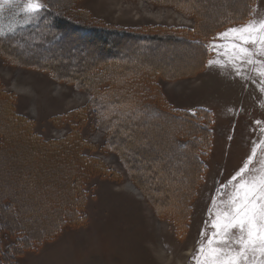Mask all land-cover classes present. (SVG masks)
Listing matches in <instances>:
<instances>
[{
    "label": "rangeland",
    "instance_id": "374dc122",
    "mask_svg": "<svg viewBox=\"0 0 264 264\" xmlns=\"http://www.w3.org/2000/svg\"><path fill=\"white\" fill-rule=\"evenodd\" d=\"M45 1L52 6L53 17L45 19L48 30L52 28L51 20L64 22L60 47L65 49L59 60L64 66L62 72L57 71L58 79L48 71L27 66L30 62L12 63L0 54V99L11 101L13 115L24 118L33 137L46 149V153L30 155L34 146L27 141L19 143L14 137L17 125L5 123L9 138L7 148L0 150V202L9 203V209L3 213L21 234L0 233V260L4 261L3 254L10 251L8 245L13 243L14 264H195L192 257L198 242L204 239L201 233L211 232L209 209L213 197L221 199L217 189L242 167L254 143L264 140L262 78L248 67L242 69L248 77L244 79L230 67L209 65V60H224L209 45L228 28L249 19L264 18V0H250L246 21L236 24L222 21L210 30L213 36L207 41L210 54L206 62L191 74L180 76L167 74L181 71L188 61L196 60L200 49L172 33L180 32L177 29L182 27L190 35L204 31L206 23L224 19L246 0H41V3ZM81 27L96 30L83 37L81 33L85 30ZM142 37L146 41L139 43ZM29 49L22 52L40 50ZM138 54L143 64L137 63ZM37 56L31 57L57 63L56 58L49 61V54ZM154 63L165 75L150 68ZM56 69H61L58 64ZM83 69L84 77L79 73ZM65 75L69 82L64 81ZM116 75L120 79H115ZM80 76L85 82L76 86L75 80ZM133 87L141 102L147 103L150 97L147 96L157 90L155 93L171 108L193 111L201 107L211 112V142L202 156L204 170L190 188L180 186L185 178L180 176L181 169L190 165L193 157L183 148L185 138L179 133V125L170 123L166 131L162 130L160 119L147 112L141 117V124L131 128L120 126V141L111 147L112 132L101 120L120 108L121 117L124 116L127 112L124 107L137 99L127 96L122 100L124 107L120 102L121 107L114 106L111 111L104 106L99 108L97 103L95 106L92 101L95 98L105 101L104 98H115L119 93L126 96ZM5 109L0 107V123ZM73 140L79 146V164L86 168H78L82 180L74 186L80 204L66 208L70 210V219L65 215L63 220L64 217L58 216L63 210L60 202L69 196L72 200L75 188L71 186V177L63 175L66 168L65 164L59 165L60 154L55 156L52 149ZM261 159L264 145L257 149L256 160ZM40 168L44 170L42 173ZM191 170L192 167L188 168L192 182L195 172ZM161 173L168 177L165 181L178 188L174 193L189 190V195L186 197L185 193L183 198L181 213L177 206L168 212L169 205L157 202L167 199L159 189L164 180ZM127 182L136 186L141 195L127 189L124 185ZM146 185L149 186L145 189ZM165 189L163 192L168 195ZM155 196L157 201L153 200ZM181 199L182 195L178 196L177 200ZM25 234L32 243L21 248L15 242Z\"/></svg>",
    "mask_w": 264,
    "mask_h": 264
},
{
    "label": "trees",
    "instance_id": "16d2710c",
    "mask_svg": "<svg viewBox=\"0 0 264 264\" xmlns=\"http://www.w3.org/2000/svg\"><path fill=\"white\" fill-rule=\"evenodd\" d=\"M249 2H250V0H246V3L242 4L236 12H232V13L228 14L226 17H224V19H222L220 21L213 20V21H210V23H206L208 25H207V27L203 28V30L204 29L205 30L204 31H198L197 30L194 35H190L187 31H182V30H185L183 27L181 29H177V30H180V32H178V33H176L174 31L172 34H174L179 39H181L182 42H186L190 46H196L200 49L198 52L199 53L198 57L196 59L198 61V64H197V66L193 67V69H191L192 71L190 72L189 68L192 65V63H194V61H196V60L188 61L187 64L182 68L181 71L172 72L171 74H167V75H169V76H180L183 74H191L192 72H194V70L196 68H199L200 66L202 67V64H204L206 62L208 55L210 54V51L207 47L208 39L211 36H213L212 35L213 31L210 33V30L214 29L215 26L216 27L219 26L222 23V21H224V22H226L227 20L228 21H234L235 24L246 21L249 17V14H248V9L250 6ZM43 5H45L44 10L41 11V13L39 14L38 17L31 20L30 22H24L22 14L20 16H13V14L10 10H5V12L3 14V20H2V22L5 26V31L7 32L9 25H11V27L14 29V31H12L6 35L0 36V47H1L0 54L3 56H6L7 59H9V61L12 63L20 64V61L30 62V63H26L27 66L30 65L29 67H33V68L35 67L36 69H40L42 71H48L52 76H55V78L58 79L57 71L62 72V67L64 66V63L59 62L60 58L62 57L61 54L63 53V50L65 49V48L60 47V45H62L61 42L64 39V34L61 33V29L64 28V22L62 20H58V22L56 23V20H55V22H53V20H54L53 19V20H51L52 21V25H51L52 28H51V30H48L49 24L46 23L47 21L45 19H46V16L47 17L52 16V11H51L52 6H51V3L47 2V1H45V3ZM213 22L217 23V24H215L211 29L208 30L209 24L211 25V23H213ZM56 24H57V26H56ZM77 28H79V27H77ZM46 29H47V31L43 32V30H46ZM81 29L85 30L84 32L81 33L83 37H86V35L88 36L92 32L94 33L96 30L93 27H91V29H89L88 27H81ZM90 30H91V32H89ZM98 32H100V29L98 30ZM34 38H35V40L31 41L29 43V41L31 39H34ZM144 40L146 41V39L144 37L140 38L139 43H142V42L144 43L145 42ZM50 41H52V42L49 45L48 42H50ZM28 43L31 44L32 46H28L27 45ZM29 48H33V49H39L40 48V50H34V51H32L33 53L31 51H30L31 53L22 52L23 49L24 50L25 49L31 50ZM60 52H62V53H60ZM39 53L47 54V55L49 54V56H50L49 61L55 60V58H56V60H55L57 62L56 65H55V63H50V62L46 61L47 59L43 60L46 62L33 60V58L31 56H34V54H36V56H37V54H39ZM128 53L130 54L131 51H129ZM126 57H128V56H126ZM11 59H13V60H11ZM137 59H136V61L138 64L139 63L141 64L143 62L139 59V54H138ZM22 64H24V62ZM57 64H58V66H60L61 69H56ZM150 68L151 69L154 68L156 70L157 74L161 73V74L165 75V73H166L164 71L159 70L158 69L159 66H157L156 64H151ZM121 69H124V68H121ZM121 69L118 68L117 70H121ZM184 69L187 72H185ZM84 70L85 69H83V70H81V72H79L82 74V76H83ZM117 70H116V73L118 74ZM64 78H65L64 81L68 80L67 82H69L70 78L66 77V75ZM64 78H61V80H63ZM116 78H119V77L116 75L115 79ZM82 81H83V78L80 76L79 80H75L74 84L75 85L77 84L76 86H78L80 84V82H82ZM83 82H85V81H83ZM134 90L135 89L133 87V89H131V91L129 93L126 92L127 93L126 96L119 93V94L115 95V98L114 97H111L110 99L104 98V99H106L105 101L97 99V98H95L92 101L95 106L97 103L99 108H101V106H104L105 109L111 111L114 106H120L122 104V100L124 98H126L127 96L129 98L134 96L137 99V100H134V102L132 103L131 106H125L124 107V104H122V106L125 108V111H127L124 114V116L121 117L122 111H120L121 110V108H120V110H118V111H117V109L114 110V113H111V117H108L107 119L101 120L104 124H106L105 126L109 127V131L112 132L111 135H109V142L112 144L111 147L114 148L116 146V143H118V140H119L118 132H119L120 126L124 127V126L128 125V127L131 128V126L141 124V117L143 115H145L147 112H149L151 117L153 116V117L160 119V123H162L160 128H162V130L166 131L169 128L170 123H171V125L172 124L173 125L174 124L179 125V133H180L181 137L185 138V141H183V144H182L183 148L188 149L190 155L193 157V159H191L190 165H187L185 168L181 169L180 176L181 177L184 176L185 178L182 182H180L181 183L180 186L181 187L182 186L187 187V189L190 188V186L193 185V182L196 180V177H198V176L200 177V175L202 174V171L204 170V167H203L204 164L202 161L203 160L202 156L206 154V150L209 146V143L211 142V140H210V127H209L210 123L212 121L211 112L209 110H207L205 108H201V107L196 108L193 111L171 108V106L169 105V103H167V101H165V103H163L162 96H159L158 93H155L157 90H154V92H153L154 94L151 93L150 95L147 96V97L150 96L149 101L147 103L141 102L140 100L142 98H140V96H136ZM145 91H147V90H145ZM143 93H145V92H143ZM109 95H110V93H109ZM1 97H2V94L0 93V98ZM4 100L0 99V107L3 109H5V108L7 109V110L5 109V111H3L5 113V116L1 118V120L2 119L3 120H2V123H0V124H3L2 126H0V127H3V129H0V130H2V132H0V135H1L0 136V139H1L0 150L3 151V148L7 146L6 138H9V137H7V132H6V128H5L7 125L5 123L11 122L12 124L17 125L16 133L14 134L15 135L14 137H16L19 140V143H23V142L27 141V142H30L31 146H34L33 148L30 149V151H31V153H29L30 155L35 156V155H38L40 152L44 153L46 150V149H44V146H43L44 144H39L37 142V139L33 137L32 133L29 131V126H28V124H26L27 122L24 120V118H21L19 116L17 117V115L16 116L13 115L12 107H11V101L10 100L4 101ZM120 102H121V104H120ZM116 115L118 117H116ZM6 116H7V120H5ZM175 117L181 121L177 123L176 121H173L171 119V118H175ZM107 122H109V123H107ZM10 128H12V127L10 126ZM151 131H154V130H151ZM151 131H148V132H151ZM152 133H154V132H152ZM114 141H115V143H113ZM157 141H159V139H157ZM55 145H57V144H55ZM41 148H43V149H41ZM78 148H79V146L77 144H75V142L73 140L72 143L70 141H68L65 145H58L57 147H54L52 149V153L55 154V156L60 154V156H61L60 159H61L62 163H59V165L65 164L66 171L63 173V175L65 177L67 176V178L71 177L72 182H71V180H70V182H71V186L73 188L77 187L76 185L80 184V182L82 180L81 179L82 173H80L78 171V168H81L82 170L84 168H86L83 165H81V163L79 164V159H77V156H78L77 154L79 153ZM162 150L160 149V151H162ZM157 152H159V151H156V153ZM159 158L162 159L163 156H160ZM94 165H96V164H94ZM190 167H192L191 172H193V173L195 172V179L192 182L189 179V173L190 172L188 171V168L190 170ZM90 168L92 171L93 170L92 167H90ZM99 170L102 172L104 171L102 169V166H99ZM43 171L40 168V172L42 173ZM95 172H97L96 167H95ZM102 172L98 171V173H100V174H103ZM186 172H187V175H186ZM128 173L130 176L133 175L129 170H128ZM60 175H62V173ZM161 175H164V177L162 176L164 180H162V183L159 184V187H160L159 189H160V191H162L164 198H167V199H166V201L162 202L163 199H160V201H159L157 199L158 197L155 196L153 200L154 201L158 200L157 202L159 203V205L163 204V206H165V207H166V205L167 206L169 205L168 207L170 209L168 210V212L172 211V207L174 209V207L177 206V207H179V211L181 213L183 211L182 207L184 205L183 204L184 203L183 198H185V193H188L186 195V197L189 195V190H185V191H181V192L177 191V194L174 193V191H176V189H178V188L176 186H172L169 181H165V179L168 178L165 176L166 175L165 173H161ZM66 180H65V182H66ZM138 182H140V181H138ZM165 183H166L167 187H166ZM164 185H165L166 189L164 188ZM148 186L149 185H146L145 189ZM157 189H158V187H157ZM163 189H165L167 191L168 195L164 194ZM74 191H76V192H74ZM78 194L79 193L77 191V188H75L74 190L72 189L71 196L73 199L70 200L71 198L69 196L67 199L66 198H65V200L62 199V201L60 202L61 203L60 205H62L63 210L59 212L58 216L64 217L63 220H66L65 215L67 217L69 216V219H70V215L68 214V212L70 210L69 211L65 210L66 208L68 209L70 207L72 209V208H75L77 205L80 204L81 200H80V196ZM172 194H174L175 197L172 196ZM180 195H182V199H181V201H178L177 199H178V196L180 197ZM0 198H1V196H0ZM172 198H174V199H172ZM169 199L171 200V204L169 202L170 201ZM7 208L9 209V203L7 201H4V200L1 201L0 202V233L2 232L4 234H8L11 231H13L14 233L16 232V233L21 234L20 229L17 230L15 228L16 226L11 223V219L9 217H7L5 215V213H3V211L6 210ZM166 210H167V208H166ZM56 219H58V217H56ZM177 219H179V218H177ZM56 221L58 223V220H56ZM52 227H54V225ZM24 233H25V231H24ZM28 237H30V236H28L27 234H25L24 237L18 236L17 238H19V239L15 243H17V246L24 248V246L27 245L28 242L32 243L31 239H27ZM26 239L28 240L27 243H25ZM11 246H13V243H10L8 245V248L10 249V251L4 252V254H3L4 261L0 260L1 262H5V264H14L15 263L14 260L11 259V257H13L15 255L13 253V251L11 252Z\"/></svg>",
    "mask_w": 264,
    "mask_h": 264
},
{
    "label": "snow or ice",
    "instance_id": "6c2138e0",
    "mask_svg": "<svg viewBox=\"0 0 264 264\" xmlns=\"http://www.w3.org/2000/svg\"><path fill=\"white\" fill-rule=\"evenodd\" d=\"M44 8L41 0H0V36L14 31L11 25L5 31V10L13 16L22 14L24 22H30ZM209 47L224 57L209 60V65L230 67L244 79L248 77L242 69L248 67L264 83V18L249 19L218 33ZM262 145L264 140L254 143L242 167L217 189L221 199L213 197L211 232L202 231L204 239L192 257L195 264H264V159L256 160Z\"/></svg>",
    "mask_w": 264,
    "mask_h": 264
},
{
    "label": "bare ground",
    "instance_id": "6f19581e",
    "mask_svg": "<svg viewBox=\"0 0 264 264\" xmlns=\"http://www.w3.org/2000/svg\"><path fill=\"white\" fill-rule=\"evenodd\" d=\"M243 12V11H242ZM215 24H217V23H213V24H209L210 26H209V28H208V30L209 29H211ZM208 25V24H207ZM155 64V63H154ZM197 64H198V61L196 60V61H194V63H192V65L190 66V68H189V70H190V72L192 71L191 69H193V67H195V66H197ZM181 69V68H180ZM187 70V69H186ZM188 70V71H189ZM184 71H185V69H184ZM185 72H187V71H185ZM194 179V177H192V179L191 180H193ZM125 185V187L127 188V189H130L132 192H134L135 194H137V195H141V193L139 192V190L137 189V187L136 186H134L132 183H130V182H127L126 184H124ZM173 208V207H172ZM162 209V208H161ZM164 258H166V256H164ZM166 259H168V258H166Z\"/></svg>",
    "mask_w": 264,
    "mask_h": 264
}]
</instances>
